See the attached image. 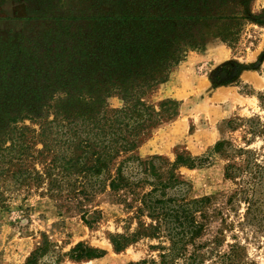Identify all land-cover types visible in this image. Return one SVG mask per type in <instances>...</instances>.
<instances>
[{
  "label": "trees",
  "instance_id": "1",
  "mask_svg": "<svg viewBox=\"0 0 264 264\" xmlns=\"http://www.w3.org/2000/svg\"><path fill=\"white\" fill-rule=\"evenodd\" d=\"M77 1L70 6L66 0H25L29 15L22 21L28 29L13 44L0 41V184L10 180L28 190L46 187L48 195L66 192L80 207L84 198L107 189L136 193L150 185L139 214L158 224L141 233L157 237L163 224L173 226L170 254L161 256L162 264H170L167 258L183 256L202 236L196 213L211 198H162L185 183L176 174L180 167H197L186 153L166 162V182L154 174L160 157L143 161L134 155L153 130L180 113L178 101L166 99L156 107L146 98L168 82L190 50H203L216 39L236 45L245 22L254 18L255 0ZM114 96L124 101L122 109H109ZM129 163H138L145 178L126 183ZM141 233L110 240L120 252ZM81 248L72 259L102 256Z\"/></svg>",
  "mask_w": 264,
  "mask_h": 264
},
{
  "label": "rangeland",
  "instance_id": "2",
  "mask_svg": "<svg viewBox=\"0 0 264 264\" xmlns=\"http://www.w3.org/2000/svg\"><path fill=\"white\" fill-rule=\"evenodd\" d=\"M24 1L0 0L2 43L17 42L28 29L22 21L29 15ZM66 2L78 5L77 0ZM251 9L254 18L245 22L236 45L216 39L203 50H190L168 82L146 98L156 107L166 99L178 101L180 113L153 130L134 155L143 161L160 157L154 174L166 182V162L186 153L197 167H180L176 174L185 183L167 189L162 198H211L196 213L197 223L204 224L202 236L183 256L167 258L170 264H264V0H255ZM108 105L122 109L125 103L114 96ZM142 172L138 163H129L126 183L145 178ZM0 186V264H162L161 256L170 254L171 224H163L157 237L142 234L158 224L139 214L150 185L136 193L107 189L87 201L79 195L85 201L81 207L66 192L48 195L46 187L28 190L10 180ZM137 233L135 243L120 252L114 249L112 236L132 239ZM80 244L102 256L72 259Z\"/></svg>",
  "mask_w": 264,
  "mask_h": 264
}]
</instances>
